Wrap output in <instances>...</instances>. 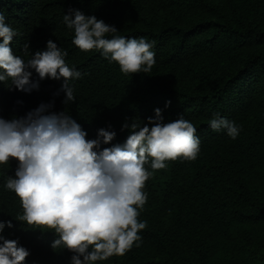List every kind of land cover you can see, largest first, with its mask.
<instances>
[{"label":"trees","instance_id":"trees-1","mask_svg":"<svg viewBox=\"0 0 264 264\" xmlns=\"http://www.w3.org/2000/svg\"><path fill=\"white\" fill-rule=\"evenodd\" d=\"M72 9L114 25L118 35L154 41L151 72L123 74L100 51H81L63 22ZM0 11L18 32L15 55L27 59L26 44L34 54L51 39L82 73L69 82L75 101L67 104L63 80H40L31 92L0 82V117L51 104L48 113L70 115L88 139L114 130L102 148L124 143L123 124L142 126L156 108L165 123L183 114L197 129V159L149 168L141 246L98 264H264V0H0ZM32 79L39 80L34 70ZM216 113L241 126L236 139L211 129ZM18 163L0 165V221L13 225L3 235L29 249L25 264H71L73 252L52 248L58 234L15 218L21 201L4 184Z\"/></svg>","mask_w":264,"mask_h":264},{"label":"clouds","instance_id":"clouds-1","mask_svg":"<svg viewBox=\"0 0 264 264\" xmlns=\"http://www.w3.org/2000/svg\"><path fill=\"white\" fill-rule=\"evenodd\" d=\"M63 22L74 30V45L81 51H100L109 62H117L123 74H147L156 64L154 41L118 35L114 25L80 9L65 13ZM17 35L0 11V82L8 85L10 80V86L31 92L40 80H63L64 103L75 101L69 82L82 73L66 62L68 52L49 39L46 50L34 54L26 44L25 59L11 47ZM33 70L39 80L32 79ZM50 107L42 103L21 118L0 117V165L10 158L19 162L15 176L4 184L21 201L23 215L15 218L58 234L52 248L73 252L71 264H98L140 247L141 231L147 227L139 216L148 200L144 188L152 175L149 168L163 169L167 161L180 157L197 159L201 140L196 127L183 114L165 123L163 110L156 108L142 126L134 121L123 124L122 130L130 132L124 143L102 148L115 139L114 130L100 128L95 139H88L74 118L48 113ZM209 126L226 130L232 139L242 130L219 113ZM6 224L13 226L10 220L0 221V264H25L30 251L3 235Z\"/></svg>","mask_w":264,"mask_h":264}]
</instances>
